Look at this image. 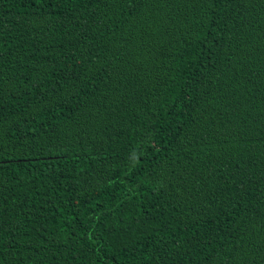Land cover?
I'll list each match as a JSON object with an SVG mask.
<instances>
[{
    "label": "trees",
    "instance_id": "1",
    "mask_svg": "<svg viewBox=\"0 0 264 264\" xmlns=\"http://www.w3.org/2000/svg\"><path fill=\"white\" fill-rule=\"evenodd\" d=\"M0 264H264V0H0Z\"/></svg>",
    "mask_w": 264,
    "mask_h": 264
}]
</instances>
